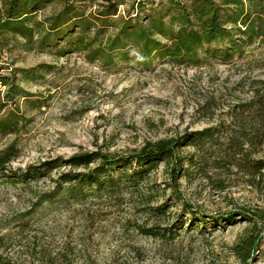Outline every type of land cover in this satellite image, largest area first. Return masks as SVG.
Instances as JSON below:
<instances>
[{"label": "rangeland", "instance_id": "rangeland-1", "mask_svg": "<svg viewBox=\"0 0 264 264\" xmlns=\"http://www.w3.org/2000/svg\"><path fill=\"white\" fill-rule=\"evenodd\" d=\"M67 1L86 18L113 6ZM173 1L189 6L196 0H126L110 17H132L138 3L144 12ZM57 9L50 5L36 21L44 23ZM35 42L0 38L1 74L22 91L6 99L7 86L0 85V117L12 112L18 121L13 132L0 130V152L11 147L13 172L44 163L53 168L35 181L0 182L1 258L11 264H264V168L257 169L264 167V41L245 46L231 62L162 60L146 70L132 62L102 68L83 54L59 56ZM219 125L225 130L216 142L174 149L183 160L175 180L173 159L137 187L81 203L42 198L60 174L87 173L100 163L70 166L75 155H129L147 143ZM197 213L218 222L191 228L185 220ZM250 217L260 240L244 263L234 246L252 229Z\"/></svg>", "mask_w": 264, "mask_h": 264}, {"label": "trees", "instance_id": "trees-1", "mask_svg": "<svg viewBox=\"0 0 264 264\" xmlns=\"http://www.w3.org/2000/svg\"><path fill=\"white\" fill-rule=\"evenodd\" d=\"M108 1L113 3L111 11L101 12L96 18H86L67 0H0V38L4 35L22 37L32 46L36 41L38 49L59 56L80 53L87 61L106 69L116 67L120 62H132L133 66L145 70L162 60L187 66L207 65L211 61L231 62L234 58H242L245 46L264 41V0H196L189 6L173 1L167 8L144 12V4L138 3L134 16L119 19L110 15L116 14L117 7L126 0ZM50 5H57L58 9L37 28L41 25L36 21L38 14ZM1 70L2 67L0 85L7 86L3 96L12 99L22 91L8 75L1 74ZM22 73L26 75L27 71ZM17 122L16 115L9 112L0 117V130L13 132ZM223 130L224 125H219L177 139L147 143L129 155H75L67 161L70 166L87 168L96 160L100 163L87 173L60 174L54 181L55 190L42 198L81 203L88 197L137 187L161 162L174 160L177 163L171 167L170 177L175 180L181 174L182 158L174 156V149L185 142L194 146L216 142ZM11 150L10 147L0 152V182L20 183L50 176L52 163L11 171L7 167L12 158ZM260 166L257 169L264 168ZM155 210L159 211L158 208ZM230 219L225 220L228 223ZM247 220L252 222V229L241 243L234 246L237 257L244 263L254 256L260 240V228H256L255 219L250 217ZM185 221L189 227L202 231L216 225L218 218L208 219L197 213ZM0 264L11 263L0 257Z\"/></svg>", "mask_w": 264, "mask_h": 264}]
</instances>
